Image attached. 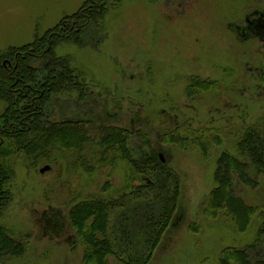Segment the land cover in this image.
<instances>
[{"label": "rangeland", "instance_id": "obj_1", "mask_svg": "<svg viewBox=\"0 0 264 264\" xmlns=\"http://www.w3.org/2000/svg\"><path fill=\"white\" fill-rule=\"evenodd\" d=\"M87 1L0 0L2 63L10 65L15 52L13 60L3 57L6 53L45 37ZM64 26L66 34L72 23ZM53 44L54 57L69 61L73 83L82 87L53 95L46 107L48 125L90 123L94 135L99 128L142 132L180 178L177 211L149 264H220L226 249L243 250L256 241L258 219L240 234L223 214L210 219L205 205L222 153H236L241 134L264 121V0H115L107 3L98 25ZM198 78L217 87L188 92ZM6 109L0 101V116ZM182 129L230 134L225 147H213L207 158L197 149L167 143L170 133ZM145 143L131 136L135 160L149 152ZM9 162L12 198L0 210V227L24 252L0 256V264H88L72 213L92 199L120 203L132 191L130 166L116 153L102 157L94 143L82 154L58 150L48 161L32 164L14 155ZM48 166L51 171L41 174ZM249 174L256 187L236 181V195L249 207L264 208V176L252 169ZM121 208L114 212V234L122 218L136 224L129 209ZM251 258H264V236ZM106 261L121 264L112 256Z\"/></svg>", "mask_w": 264, "mask_h": 264}, {"label": "trees", "instance_id": "obj_2", "mask_svg": "<svg viewBox=\"0 0 264 264\" xmlns=\"http://www.w3.org/2000/svg\"><path fill=\"white\" fill-rule=\"evenodd\" d=\"M113 1L88 0L78 14L67 21L66 18L61 26L45 37L6 53L3 57L12 60L11 54L16 53L10 65L9 60H5L4 64L0 59V101L7 104L4 115L0 116V210L12 198L7 188L14 176L10 157L19 155L34 164L35 161L50 160L58 150L82 154L86 147L94 143L102 157L115 153L120 155L130 166L134 178L132 191L123 195L120 203L92 199L74 209L72 220L78 226L79 237L87 248V263L107 264L106 257L112 256L121 264H149L162 234L177 211L181 187L178 175L167 162H162L161 156L149 146L142 132L134 134L118 128H99L94 135L90 123L66 121L48 125L45 118L46 107L53 95L63 88L68 91L76 86L82 87L80 83H73L69 61L54 57V40L58 37L76 39L90 24L98 25L105 15L107 3ZM70 22L71 30L63 34L64 24ZM215 87L216 84L198 78L193 80L188 92L191 89L204 93ZM193 95L189 94L190 97ZM228 134L230 132L216 129L193 132L182 129L170 133L167 143L185 151L197 149L209 158L213 147H225ZM133 135H138L149 146V152H143L140 160H135L131 154L130 138ZM236 143V153L224 151L218 161L216 186L206 200V214L212 220H218L223 214L240 234L248 232L258 219L261 226L256 241L243 250L226 249L219 263L264 264V258H251V252L260 245L264 236V208L249 207L235 192L236 181L250 188L256 187L249 174L250 169L264 176V121L247 128ZM119 207H127L136 217V224L122 218L119 230L114 234V212ZM123 239L125 244L122 245ZM23 252L21 243L16 242L8 230L0 227V256H21Z\"/></svg>", "mask_w": 264, "mask_h": 264}, {"label": "water", "instance_id": "obj_3", "mask_svg": "<svg viewBox=\"0 0 264 264\" xmlns=\"http://www.w3.org/2000/svg\"><path fill=\"white\" fill-rule=\"evenodd\" d=\"M161 159H162V162L163 163H166V161L164 160V158L161 157ZM50 170H51L50 167H46V168H44V169L41 170V174H45V173L49 172Z\"/></svg>", "mask_w": 264, "mask_h": 264}]
</instances>
